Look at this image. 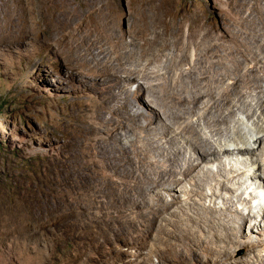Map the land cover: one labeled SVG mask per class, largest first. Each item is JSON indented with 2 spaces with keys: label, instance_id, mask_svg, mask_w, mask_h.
I'll list each match as a JSON object with an SVG mask.
<instances>
[{
  "label": "bare ground",
  "instance_id": "1",
  "mask_svg": "<svg viewBox=\"0 0 264 264\" xmlns=\"http://www.w3.org/2000/svg\"><path fill=\"white\" fill-rule=\"evenodd\" d=\"M253 1L249 17L264 10L262 0ZM155 19L152 30L130 36L141 41L136 49L120 47L123 31L78 38L91 67L61 79L71 88L67 102L57 106L64 114L58 123L69 130V137L54 147L57 162L33 178L32 199L41 209L33 215L47 223L53 218L65 220L67 215L54 213L75 209L71 198L79 196L80 264H96L95 255L105 256L117 248L121 255L113 258V264H133L132 253L122 249L127 245L139 250L141 261L148 257L141 250L151 245L154 235L161 236L168 249L174 250L178 243L187 249L188 256L176 253L174 264H264L259 252L264 248V79L252 75L264 69V32L254 30L242 42L241 33L230 34L220 22L204 25L199 16L188 34L183 24ZM168 38L174 39L176 48L170 53ZM53 46L48 38L44 44L36 43V49ZM229 50L227 56L234 60L227 68L220 61ZM220 64L224 72L215 68ZM139 73L143 83L132 92ZM239 83L247 87L240 90ZM148 86L152 95L141 101L139 94ZM47 89L51 86L44 81L29 85L36 95H45ZM195 96L192 105L189 101ZM237 110L250 127L232 134L227 129L242 118ZM216 114L222 117L219 123L214 121ZM129 134H136L140 147L131 150L123 144ZM153 153L157 156L152 159ZM236 154L244 158L239 160ZM256 193L263 196L261 201L255 200ZM197 195L199 202L193 200ZM117 204L121 209L114 213ZM247 227L250 234L245 233ZM67 240L63 236L53 240L52 249Z\"/></svg>",
  "mask_w": 264,
  "mask_h": 264
},
{
  "label": "rangeland",
  "instance_id": "2",
  "mask_svg": "<svg viewBox=\"0 0 264 264\" xmlns=\"http://www.w3.org/2000/svg\"><path fill=\"white\" fill-rule=\"evenodd\" d=\"M243 1L0 0V264L81 263L78 256V220L81 214L78 206L81 204L78 201L79 196L74 195L71 198L75 209L54 213L57 216L67 215L65 220L53 218L50 223H47L41 217L33 215L41 209L35 206L32 195L36 189L31 186L33 178L44 175L47 173L46 169L57 162L54 159L57 149L54 147L58 142L61 144L69 137V130L61 128L58 123L59 119L64 118V114H60L57 106L61 107L67 102V92L71 88L61 79H65L74 70L91 67L90 57L83 47L84 43L78 42V38L86 40L94 34L123 31L126 34L120 47L130 46L129 48L136 49L141 41L130 36L141 30H152L157 23L155 17L164 19L170 24H183V32L188 34L190 26L197 23L196 17L199 16L204 25L213 26L216 22H220L230 34L241 33L242 38L239 35L238 40L246 42L254 30L257 31L260 28L264 32V22H258L264 16V10L253 13V16L249 17L248 15L251 14L249 10L254 1L246 0L249 6L242 4ZM262 1L264 3V0ZM175 33L176 31H173L170 35ZM47 38L54 42V46L50 49H36V43L44 44ZM262 42L264 43V37ZM168 43L170 51L167 53L175 51L174 39L170 41L168 38ZM78 44L81 46L79 51ZM131 45L134 46L131 47ZM220 49L223 50L221 47ZM231 50L233 52L234 48ZM231 50L224 53V59L220 61L227 68L233 65L231 61L234 59L227 56L231 54ZM137 52L140 54L139 48ZM240 58L242 57H239V60ZM215 68L219 72H224L221 64ZM244 69L245 67L241 69L240 75L245 72L246 69ZM139 75L142 73L138 74L137 80L130 87L132 92H138L140 84L143 83ZM252 75L264 79V69L253 71ZM41 81L49 83L51 89H47L45 95L32 93L29 90L30 83ZM238 85L240 90L247 87L243 83ZM151 87L148 86L141 91L139 94L141 101L152 95ZM219 91L221 93V89ZM251 95H246L248 100L251 99L249 98ZM197 99V96L192 97L189 102L193 105ZM161 109L164 111L166 107ZM142 110L146 112L145 109ZM259 112L255 116L256 120ZM183 113L186 114L185 111ZM236 113L242 117L240 110ZM217 116L214 119L215 123H219L222 118ZM242 118L238 124L233 121L232 129L227 131L234 134L239 129L247 130V127H250V121ZM184 121L181 120V123ZM198 127L202 130V121L198 123ZM225 128L227 126L224 130ZM205 135L210 137L209 132ZM129 136L123 139V144L126 142V146L131 150L140 147L136 134H129ZM198 141L199 138L195 141L196 143L194 142L196 146L199 145ZM175 147L173 150H179L178 145ZM154 156L156 157L157 154L153 153L151 158L153 159ZM233 156L235 157V154ZM236 156L239 160L244 158L240 154ZM70 162L72 163V160ZM143 186L146 187L145 184ZM187 187L191 188L189 184ZM66 196L65 198L68 199L70 194ZM262 197L260 201L264 198ZM170 200L169 197L167 201ZM182 200L183 204L186 203V199ZM193 200L199 202L200 195L193 197ZM206 204L208 205L209 201H206ZM119 209L121 205L117 204L112 208V212L115 213ZM42 212L45 213L44 216H48V211ZM49 213L52 212L49 211ZM165 216L168 215L165 214ZM161 225L165 227L166 223H160ZM248 227L246 234L251 232ZM166 228L171 227L166 226ZM62 236L68 239L67 243L52 249L53 240ZM257 238L255 235L252 236V240ZM149 241L151 245L141 250L148 257L141 261L137 258L139 250L130 245L122 249L132 253L130 259L133 264H174L176 253L189 255L187 249L179 243L174 250L168 249L161 236L154 235L149 238ZM117 245L120 243L117 242ZM239 252L241 254V251ZM259 252L264 255V248H260ZM120 255L121 250L117 248L105 256L95 255L94 258L97 261L96 264H113V258L115 256L120 258Z\"/></svg>",
  "mask_w": 264,
  "mask_h": 264
}]
</instances>
